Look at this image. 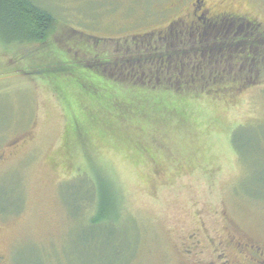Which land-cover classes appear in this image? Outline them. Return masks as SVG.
<instances>
[{"label": "rangeland", "instance_id": "obj_1", "mask_svg": "<svg viewBox=\"0 0 264 264\" xmlns=\"http://www.w3.org/2000/svg\"><path fill=\"white\" fill-rule=\"evenodd\" d=\"M35 1L52 16L47 37L0 39L5 264H188L191 242L229 234L264 247V66L162 69L156 35L131 41L160 25L157 0ZM220 81L258 84L213 93ZM236 130L242 158L259 143L256 163L234 151ZM102 190L111 233L85 225Z\"/></svg>", "mask_w": 264, "mask_h": 264}, {"label": "flooded vegetation", "instance_id": "obj_2", "mask_svg": "<svg viewBox=\"0 0 264 264\" xmlns=\"http://www.w3.org/2000/svg\"><path fill=\"white\" fill-rule=\"evenodd\" d=\"M239 1L251 11L236 9L234 0H157L155 13L160 25L149 34L133 36L131 41L140 48L145 39L139 42V37L156 35L151 41L159 55L152 60L180 74L233 72L236 68L241 72L252 63L257 69L264 66V19L256 11L264 13V0ZM144 62L139 66L142 69ZM145 79L143 85L148 84V77ZM257 84L220 81L217 85ZM4 159L0 154V163ZM206 242H191L183 250L188 264H264V247L246 238L229 234L226 240L209 237ZM0 264H5L1 248Z\"/></svg>", "mask_w": 264, "mask_h": 264}, {"label": "trees", "instance_id": "obj_3", "mask_svg": "<svg viewBox=\"0 0 264 264\" xmlns=\"http://www.w3.org/2000/svg\"><path fill=\"white\" fill-rule=\"evenodd\" d=\"M52 22L53 19L50 12H48L47 9L44 8L41 9V7L38 6L35 0H0V39L3 42L6 43L11 41L12 42L30 41L32 43L41 42L47 37ZM140 39L144 40L146 39V36L139 37L138 40ZM164 66H166V64H164ZM162 69L167 70L168 68H162ZM216 86H215L216 88L212 90L213 93H215L216 91H221L222 89H226V87H223L221 85H216ZM69 132L71 134L70 130ZM233 133H234L232 137L233 149L234 151H236V154H238V156L240 157V160H242L243 163L248 164V166H249L248 161L250 163H256L257 162L255 159L256 155L253 153H255L254 152L255 147L256 149L258 148L257 146H259V143H256L255 138H253V142L248 143L249 154H248V160H246L245 158H242L240 156V154L242 155V153L239 151L237 145V141L239 138L238 135L239 130H236ZM72 135H74V132L72 133ZM74 140H75L74 138H71V143ZM249 156L251 157L249 158ZM102 194H104L103 190L102 193H100V195ZM91 200L92 199H88V198L80 199L78 201V206L75 212L76 213L79 212L80 203L82 201H91ZM73 207H75V204H73ZM96 207H97V213L96 214L94 213L92 220L85 223V225L88 226L87 228H97V230L98 229L100 230L101 228L105 229V226H110V230L108 232L111 233L112 231H115V221H114L115 208L113 205V198L108 199V196L107 197L105 195L100 196ZM97 236L98 237H96V239L102 237L101 231L98 233Z\"/></svg>", "mask_w": 264, "mask_h": 264}]
</instances>
